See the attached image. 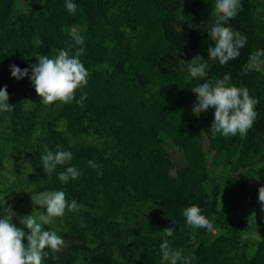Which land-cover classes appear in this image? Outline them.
Segmentation results:
<instances>
[{"label": "trees", "instance_id": "trees-1", "mask_svg": "<svg viewBox=\"0 0 264 264\" xmlns=\"http://www.w3.org/2000/svg\"><path fill=\"white\" fill-rule=\"evenodd\" d=\"M0 264H264V0H0Z\"/></svg>", "mask_w": 264, "mask_h": 264}, {"label": "rangeland", "instance_id": "rangeland-1", "mask_svg": "<svg viewBox=\"0 0 264 264\" xmlns=\"http://www.w3.org/2000/svg\"><path fill=\"white\" fill-rule=\"evenodd\" d=\"M19 10V9H18ZM261 61L257 58L253 59L251 62V66L254 68H259ZM173 158V161L176 163V166H179L180 163L176 161L175 155ZM178 160V157H177ZM12 165L4 166L3 169H1L2 173H6L8 177L4 176V181L7 183H10V181L13 178V169ZM217 178V177H216ZM215 178V179H216ZM18 187H21L22 193H19V196L21 198L22 202L28 203V207L30 206L32 209L30 211H33V216L35 219H33L32 223L37 228L41 224V220H47L49 222H52L53 228V238L52 243H56V245H59L61 249H64L66 246L77 243V240L75 239L78 235L73 229H70L68 226L65 225L64 222V214H56V210H53V204L51 205L48 200H46V196L44 194H37L32 195L28 192V188L25 187V183L20 182V184H17ZM25 187V188H24ZM18 190V189H17ZM19 191V190H18ZM39 202L40 206H35L33 203ZM31 223V224H32ZM77 227H82V223H75Z\"/></svg>", "mask_w": 264, "mask_h": 264}]
</instances>
